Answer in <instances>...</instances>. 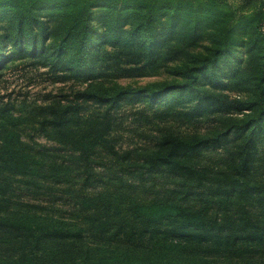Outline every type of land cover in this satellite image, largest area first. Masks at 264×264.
<instances>
[{
    "label": "trees",
    "instance_id": "trees-1",
    "mask_svg": "<svg viewBox=\"0 0 264 264\" xmlns=\"http://www.w3.org/2000/svg\"><path fill=\"white\" fill-rule=\"evenodd\" d=\"M223 7L214 45L192 55L179 80L88 88L35 105L22 125L10 119L0 134V264H264V0H0V24L7 25L0 40L12 44L7 54L0 48V68L11 56H32L55 73L89 74L105 44L118 71L156 68L216 26ZM236 34L261 49L252 96L203 89L192 108L178 111L240 118L206 134L167 130L146 150H120L108 140L113 113L125 102H147L164 117L186 92L200 93L203 79L225 89L214 74L221 56L235 55ZM87 104L102 111L89 116ZM6 113L0 106V118ZM24 177L47 183L51 193L62 180L64 194L81 206L90 201L85 222L40 219L22 208L15 189ZM97 186L95 197L86 195Z\"/></svg>",
    "mask_w": 264,
    "mask_h": 264
},
{
    "label": "rangeland",
    "instance_id": "rangeland-1",
    "mask_svg": "<svg viewBox=\"0 0 264 264\" xmlns=\"http://www.w3.org/2000/svg\"><path fill=\"white\" fill-rule=\"evenodd\" d=\"M234 4V2H232ZM92 22L97 24V13L100 8H92ZM228 13V7H223L219 11V20L193 45L188 46L175 60L162 62L156 68H146L131 74L118 71L115 61L110 55V45L105 44L100 50L93 53L92 71L79 73L59 72L55 73L46 62L39 57L23 56L11 58L0 68V106L6 105L8 113L0 118V134L4 126L12 125V120L18 124H23L22 118L29 116L30 110L35 105H42L57 97L63 99L72 98L74 93L82 92L88 88L115 89L117 87H143L152 84L179 80V68L188 63L192 55H202L208 53L217 38V28ZM53 25V23H51ZM3 22L0 24V33L6 28ZM55 34H52L47 43H50ZM249 36L236 34L238 42L233 45L234 56H221L217 63V72L214 76L221 82L226 83V88L213 90L211 83L213 78L203 79L199 87L200 93L186 92L184 99L175 106L170 115L159 117L153 115L154 107L147 102L137 101L135 103L125 102L113 113V126L109 131L108 140L116 148L124 150L136 148L146 150L152 147L155 138L161 133L172 130L182 134H206L215 129H221L223 121L240 118L242 114L236 112L217 113L206 112L198 118H186L179 114V111L192 108L202 96L203 89H209L215 93L226 94L229 99H248L253 93V75L256 73L260 61V48L249 47ZM3 41V40H2ZM0 40V48L3 53H9L12 49L10 43L7 45ZM116 67V69H115ZM230 69L234 70L230 74ZM180 109V110H179ZM178 112H174V111ZM85 114L95 116L102 111V108L95 104H87L83 109ZM235 111V110H234ZM11 121V122H10ZM9 122V123H8ZM222 123V124H221ZM23 132V131H22ZM24 138V137H23ZM35 139L46 145H54L41 134H36ZM24 165V164H23ZM14 177L20 179L17 176ZM69 180L68 183L72 184ZM23 187L16 188V200L22 208L31 210L40 219H46L47 215L60 217L68 222H85L84 211L90 204L87 200L78 204L74 197L64 194L62 190L66 183L62 180L52 185L51 193L47 188V183H40L34 178H22ZM67 183V184H68ZM46 185V186H43ZM99 187L91 188L89 197H95L94 192ZM100 192L103 189L100 187ZM131 195V193H128ZM126 196V201L130 196ZM112 201L111 198L105 197ZM115 198V195L113 196ZM88 210V209H87ZM88 245V244H87ZM86 245V246H87ZM85 246V247H86ZM91 243L89 248L94 251ZM92 255V254H91Z\"/></svg>",
    "mask_w": 264,
    "mask_h": 264
}]
</instances>
